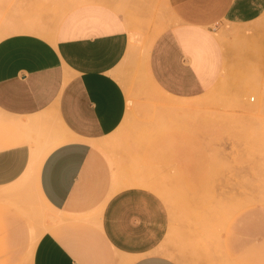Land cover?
Returning <instances> with one entry per match:
<instances>
[{
    "label": "crops",
    "instance_id": "0c3cea01",
    "mask_svg": "<svg viewBox=\"0 0 264 264\" xmlns=\"http://www.w3.org/2000/svg\"><path fill=\"white\" fill-rule=\"evenodd\" d=\"M245 48L264 65V0H0V198L25 180L39 199L30 264H177L159 253L169 227L163 184L137 164L128 173L130 158L108 140L130 112L131 78L142 103L172 112L155 127L179 128L175 113ZM170 137L181 145L171 131L157 145ZM0 223L9 232L0 245H16L12 215ZM260 253L245 264H264Z\"/></svg>",
    "mask_w": 264,
    "mask_h": 264
},
{
    "label": "rangeland",
    "instance_id": "374dc122",
    "mask_svg": "<svg viewBox=\"0 0 264 264\" xmlns=\"http://www.w3.org/2000/svg\"><path fill=\"white\" fill-rule=\"evenodd\" d=\"M256 52L250 58L249 49H240L237 64L227 66L214 88L189 110L176 112L179 128L155 127L157 118L164 124L172 112L142 103L148 98L135 77L127 83L130 112L108 141L130 158L128 173H135L137 164L142 177L163 184L164 200L158 196L169 227L159 253L177 264H245V256L259 257L264 251V65ZM143 81L142 88L153 89L145 76ZM169 131L176 133L175 141L180 137V146L173 147L171 137L157 145ZM172 148L176 159H162L172 157L164 154ZM25 184L22 180L9 197L0 198V220L12 215L20 235L14 246L0 245V264H30L33 248L26 254L43 231L42 206ZM228 225L234 236L231 248ZM8 234L0 223V239Z\"/></svg>",
    "mask_w": 264,
    "mask_h": 264
},
{
    "label": "bare ground",
    "instance_id": "6f19581e",
    "mask_svg": "<svg viewBox=\"0 0 264 264\" xmlns=\"http://www.w3.org/2000/svg\"><path fill=\"white\" fill-rule=\"evenodd\" d=\"M129 20V19H128ZM129 22V21H128ZM130 23V22H129ZM163 30V28L162 29H160L158 32H156V34L150 39V41H149V43H148V45L146 46V48H145V50L141 53V55H142V58H146V56H147V54H148V51H149V48H150V45L152 44V42H153V40H154V38L161 32ZM191 105V104H190ZM179 107V106H178ZM185 110V109H184ZM198 197V196H197ZM222 220V219H221ZM228 220V218H226L224 221H223V227H224V225H225V223H226V221Z\"/></svg>",
    "mask_w": 264,
    "mask_h": 264
}]
</instances>
